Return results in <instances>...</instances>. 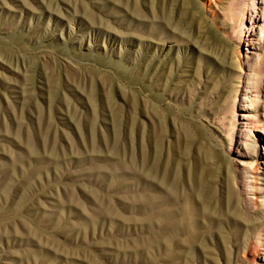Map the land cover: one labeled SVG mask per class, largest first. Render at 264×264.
Wrapping results in <instances>:
<instances>
[{
    "label": "rangeland",
    "instance_id": "obj_1",
    "mask_svg": "<svg viewBox=\"0 0 264 264\" xmlns=\"http://www.w3.org/2000/svg\"><path fill=\"white\" fill-rule=\"evenodd\" d=\"M0 264H264V0H0Z\"/></svg>",
    "mask_w": 264,
    "mask_h": 264
}]
</instances>
